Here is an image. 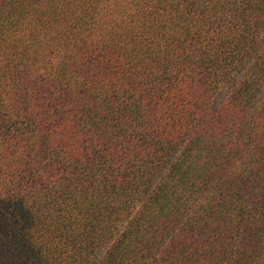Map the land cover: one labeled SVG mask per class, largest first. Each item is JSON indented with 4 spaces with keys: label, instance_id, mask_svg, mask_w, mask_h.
I'll return each instance as SVG.
<instances>
[{
    "label": "trees",
    "instance_id": "1",
    "mask_svg": "<svg viewBox=\"0 0 264 264\" xmlns=\"http://www.w3.org/2000/svg\"><path fill=\"white\" fill-rule=\"evenodd\" d=\"M0 264H264V0H0Z\"/></svg>",
    "mask_w": 264,
    "mask_h": 264
}]
</instances>
